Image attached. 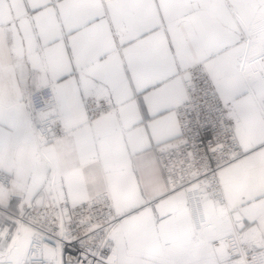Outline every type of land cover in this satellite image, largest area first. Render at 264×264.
Instances as JSON below:
<instances>
[{
	"label": "snow or ice",
	"instance_id": "1",
	"mask_svg": "<svg viewBox=\"0 0 264 264\" xmlns=\"http://www.w3.org/2000/svg\"><path fill=\"white\" fill-rule=\"evenodd\" d=\"M0 264H264V0H0Z\"/></svg>",
	"mask_w": 264,
	"mask_h": 264
}]
</instances>
